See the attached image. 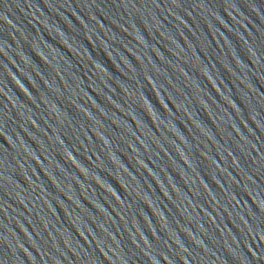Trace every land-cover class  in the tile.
Returning a JSON list of instances; mask_svg holds the SVG:
<instances>
[{"label":"water","instance_id":"water-1","mask_svg":"<svg viewBox=\"0 0 264 264\" xmlns=\"http://www.w3.org/2000/svg\"><path fill=\"white\" fill-rule=\"evenodd\" d=\"M0 264H264V0H0Z\"/></svg>","mask_w":264,"mask_h":264}]
</instances>
